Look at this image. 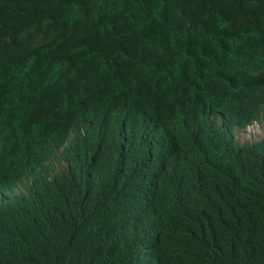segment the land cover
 I'll return each instance as SVG.
<instances>
[{"label": "trees", "instance_id": "trees-1", "mask_svg": "<svg viewBox=\"0 0 264 264\" xmlns=\"http://www.w3.org/2000/svg\"><path fill=\"white\" fill-rule=\"evenodd\" d=\"M259 129L264 0H0V264H264Z\"/></svg>", "mask_w": 264, "mask_h": 264}, {"label": "rangeland", "instance_id": "rangeland-1", "mask_svg": "<svg viewBox=\"0 0 264 264\" xmlns=\"http://www.w3.org/2000/svg\"><path fill=\"white\" fill-rule=\"evenodd\" d=\"M251 130H253V129H251ZM263 135H264L263 130L259 129V131H256V133L254 135H252L250 137H248V136L247 137H243V138L240 139V141H246V140L253 141V140L257 139V138L262 137Z\"/></svg>", "mask_w": 264, "mask_h": 264}]
</instances>
